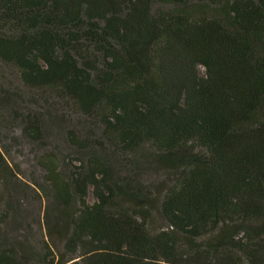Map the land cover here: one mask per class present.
Instances as JSON below:
<instances>
[{
	"label": "trees",
	"instance_id": "obj_1",
	"mask_svg": "<svg viewBox=\"0 0 264 264\" xmlns=\"http://www.w3.org/2000/svg\"><path fill=\"white\" fill-rule=\"evenodd\" d=\"M18 120L44 187L0 152V264H264V0H0Z\"/></svg>",
	"mask_w": 264,
	"mask_h": 264
},
{
	"label": "rangeland",
	"instance_id": "obj_2",
	"mask_svg": "<svg viewBox=\"0 0 264 264\" xmlns=\"http://www.w3.org/2000/svg\"><path fill=\"white\" fill-rule=\"evenodd\" d=\"M201 71L203 74L204 69L201 68ZM8 79L14 86H20L21 89L24 90L20 83L16 81V75L9 76ZM19 104L22 112H25L27 109H36V106L31 103L20 102ZM12 127H14V129H12ZM46 141L48 144L46 151H52L55 146H59L57 150L63 170L68 171L71 169V167L68 166L71 161H74L76 165H79L78 160H81L82 158L81 152L73 147L69 148V146L64 144L63 141L60 142V136L54 131V129H49V131H47ZM0 152L4 155L12 170L17 173L19 179L18 183L28 196L32 194L31 189H34L37 183L44 187V180L42 179L43 171L37 165L35 160L36 155L41 154L42 151L38 150L35 145L31 144L23 137L22 123L20 120H18L15 125H9L6 123L0 129ZM36 197L38 196L36 195ZM35 199L36 201L32 202L31 200L29 201L27 197L19 195L21 203L25 200L23 203L25 204V209L27 211L26 215L28 217H34V211L31 208L32 206L30 202L38 208H41L40 215L43 217L45 206L47 204L46 195L41 192L40 197ZM88 200L89 202L94 201L92 188H90Z\"/></svg>",
	"mask_w": 264,
	"mask_h": 264
}]
</instances>
